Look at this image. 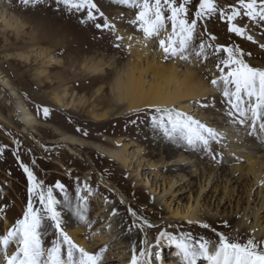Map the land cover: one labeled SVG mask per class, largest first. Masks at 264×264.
<instances>
[{
  "label": "rangeland",
  "instance_id": "obj_1",
  "mask_svg": "<svg viewBox=\"0 0 264 264\" xmlns=\"http://www.w3.org/2000/svg\"><path fill=\"white\" fill-rule=\"evenodd\" d=\"M95 2L105 16L103 18L97 16V19L93 21L88 19L85 10L82 9L77 12L65 5L63 0H39V2L30 0L28 4H24L23 0H0V11L5 12L10 18L13 17L18 23L20 22L19 25L22 28L18 36L15 31L4 29L0 23V70L11 80L24 103L35 114L39 122L34 131L22 132L23 126L10 117L13 108L12 98L6 91L2 92L0 90V236L5 235L6 231L15 226L17 220L23 218L29 201L32 202L35 208H42L39 204V190L29 192L32 185L23 168V165H27L33 171L37 183L42 185L45 191L48 187L53 189V195L59 201L56 208L61 213L65 230L79 229L78 237L85 241L87 252L99 255L100 246L102 248L106 247L100 264H103L106 257H113L111 264H130L133 248L136 249L137 254L142 249L154 253L151 264H159L160 260L168 264H180L176 258L177 249L167 244V237L161 240L158 247L156 246V241L161 233L174 236L189 234L193 237L204 236L213 242L218 239L216 233L220 232L241 243L253 238L251 228L253 227V220L249 219L250 223L245 227L247 236L244 238L239 234L240 228L237 226L239 224L234 222V217L241 218L242 215L240 208L235 213L232 211L235 196L239 194L237 191L238 184H234L235 179L227 184V191L232 190V187L233 190L235 189L234 197L229 199L232 202L230 203L226 199L217 208V202L215 201V195H218L220 189L225 185L224 181L219 178L222 176V171L225 170V175H228L230 173L229 168L231 170L234 164L229 162L230 160L228 161L232 154L226 150L224 151L222 144L228 141L231 135H233L231 139L234 138V140L241 134L248 139H257L256 134L248 124L240 125L239 123H233L232 119L229 120L227 115L228 105L223 106L216 101L217 98H222V95L220 90L214 88L210 83L211 79L218 76L215 57L210 55L207 62H205L190 56L191 61L188 63L193 66L197 65L198 71L207 74L206 78L213 89L209 99L202 101V103L213 102L215 107L206 109L201 106V103L197 105V102L194 101L191 103V109L187 114L206 122L223 134V139L219 143L211 144V151L216 159H212L208 152L202 148H199L198 151V149L191 148L187 150L180 146L176 150L174 160L168 161L166 154L163 153L165 146L163 148V143L160 141L163 139L154 137L155 143H153L148 130L142 129V127L147 126L146 123L143 126L129 117L115 119L117 113L115 109L116 113H112L110 118L100 125L94 122L88 112L93 105H97L96 109L100 110L112 102L108 90L101 92L102 95H107L103 97V103H99L98 99L92 96V92L95 91L93 88L96 87L85 84L89 80V76L85 73L81 74L78 67L79 61L84 60L87 56V59L91 57L104 59V61H107L106 68L109 69L110 60L124 56V52H127L128 48L125 44L127 36H142L139 23H130L135 19L138 9L119 4L117 0H95ZM182 2L183 0H177V3ZM215 2L217 7L224 11L229 10L228 4L233 8H239L238 0H215ZM187 7L188 19L191 21L195 17V12L199 10L198 0H190ZM164 11L166 16L170 15L167 8ZM221 18L219 13H213L210 17L202 16L197 21V33L205 36L210 34V38H206V40L202 37L203 41L212 46L218 43L219 45L232 46L243 50L246 54L251 53L250 57L245 56L246 62L252 66L264 67V49L260 47L261 44H264V38L259 34L260 29L263 31L261 28L263 25L260 24L259 31H255L250 28L252 22L250 19L242 20V18L237 17V21L233 23L239 22L246 30V34L251 35L252 40L256 43L254 47L250 46L243 49L238 40L240 35L230 32L229 22H223ZM104 19L115 25V31L97 30L95 28V23H103ZM81 21H84V23H81ZM167 23L168 32L165 33V37L171 34V23L170 21ZM220 25H223L224 28L222 29ZM70 28H72V31ZM74 31L78 34H75ZM117 36L124 37L125 41L117 40ZM211 37H215V39H211ZM102 39L105 46L96 48V42ZM153 41L154 47L157 48L158 43L155 40ZM200 41L197 40L196 43L199 44ZM116 45L120 46L116 47ZM113 48L117 51H111ZM40 49L51 50L54 57L64 64L47 69L45 57H40ZM208 51L211 52V49ZM24 52L30 53L29 64L17 60L16 55ZM255 53H261L260 58L255 56ZM74 64L77 67L76 72L80 75H77L78 78L71 80L68 85L73 86L78 93L86 96L89 103L84 108L77 107L71 110H63L54 105L50 96L52 90L63 86L59 80L60 75L63 74L59 73L67 68L70 71L68 73L72 76L74 74V70H72L75 68ZM43 69H47L49 80H47V76H40L39 72ZM213 97L215 98L214 101L212 100ZM44 108L49 110L47 116L44 115ZM148 112L154 113L152 110ZM8 121L14 127H11ZM147 122H151L149 116ZM111 126H115L117 129L113 131L114 129ZM56 131L107 147H110V145L104 142L103 139L117 137L121 134L126 135L128 139L124 143L131 146L128 152L130 167H121L88 146L78 147L76 154L69 153L63 144L56 143L59 138V133ZM106 132L109 135H106ZM115 132L122 133L113 134ZM260 133L264 135L262 132ZM149 152H153L154 157L150 156ZM142 156L146 160H150L149 162H153L154 165L150 167L145 161L140 163V160H143L140 159ZM197 156L204 160L207 165L202 164L197 167L198 170L193 176L188 174L191 169L186 165V167L184 166L185 170H167L168 165L173 161L178 162L180 158L190 157L194 162ZM220 159L222 162H219ZM139 165L141 166L139 167ZM210 167H216L211 182H209L210 175L208 174L211 171ZM202 169H205V172ZM192 170H195V168ZM88 172H91L90 175L87 174ZM233 175L235 173L230 177ZM182 176L186 178H182ZM238 176L236 175L235 178ZM261 177L262 175H260ZM245 178L242 177L238 181L251 184L250 180L254 176L249 175L247 177L248 182L244 180ZM216 179H218V182ZM169 181H179L175 188L176 186H183V189L177 191L180 188L178 187L175 191L176 195L173 196L169 194L162 195L161 191L164 184ZM57 183L65 186L63 191L55 187ZM101 183L106 184L107 188ZM217 184L221 186H218L214 197L210 199ZM199 187H203V191L201 193L202 197L200 196L197 199ZM258 190L260 191L261 188L259 187ZM206 195L207 197L204 198ZM161 196L165 197L172 210L184 212L189 205L195 207L196 224L190 225L183 219L173 218L164 205L157 204V201L164 198ZM72 204L74 209L76 208V210L86 214L90 224H83L78 219L75 220V217H71L74 211ZM62 206H66V208ZM114 209L116 215H112ZM132 212H135L136 215L132 216ZM3 217L10 223V227L6 231L3 228ZM45 219L47 218L45 217ZM144 221H147V224ZM225 221L227 225H225ZM203 223H207L210 227L208 229L203 228ZM131 224L134 228L131 227ZM149 224L152 227H149ZM130 227L131 231L137 234L139 241L137 244L128 236ZM212 229H215L216 232L214 233ZM56 238L53 229L48 227V223H45L42 231L44 246L46 248L50 247L51 241ZM101 238L104 239V243L100 241ZM254 239L264 241L262 234L259 237L254 234ZM64 247L66 251L67 246ZM2 250L4 251L3 248ZM15 250L16 246L12 242L8 248V253L11 255ZM155 256H159L160 260H157ZM202 262L203 260H200L199 264ZM4 263L3 259L0 264Z\"/></svg>",
  "mask_w": 264,
  "mask_h": 264
},
{
  "label": "snow or ice",
  "instance_id": "obj_2",
  "mask_svg": "<svg viewBox=\"0 0 264 264\" xmlns=\"http://www.w3.org/2000/svg\"><path fill=\"white\" fill-rule=\"evenodd\" d=\"M117 2L138 9L135 19L130 23H139L140 31L146 39L159 38L158 47L165 60L179 57L188 61L189 57L193 56L197 60L207 62L210 55L214 56L218 76L211 79L210 83L220 90L222 97L226 98L229 106L228 117L233 123L248 124L253 130L257 128L256 121H261L259 129L264 130V67L252 66L246 62L245 56L250 57L251 53L246 54L235 47L225 45L213 47L203 39L199 44L196 43L197 37L202 35L196 31L197 21L202 16L210 17L213 13H219L229 22V31L240 36H245L246 30L239 22L233 23L237 21V17L243 15L253 22L264 24V0H238L240 7L229 6L228 11L218 8L215 0H198L199 10L195 12V17L191 21L188 19L187 7L190 0H183L182 3H177V0H117ZM23 3L28 4L30 0H23ZM63 3L77 12L85 10L89 20L94 21L97 16L101 18L105 16L95 0H63ZM165 8L170 15H165ZM168 21L171 23V34L166 38H160L162 33L168 32ZM94 26L97 29L115 31V25L110 24L107 19H104L103 23H95ZM116 39L123 40V37L117 36ZM246 39L251 41L253 37L247 35ZM260 47L264 48V44ZM214 99L213 97L212 100ZM201 106L208 109L214 108L215 104L206 102L201 103ZM149 108L155 113L151 117L152 128L162 133L169 142H182L191 149L202 148L212 159H216L211 151V144L219 143L223 139L222 133L206 122L179 111L175 105H149ZM43 111L47 116L49 110L44 108ZM23 168L32 185L29 192L39 190V204L42 208H35L29 201L23 218L17 220L15 226L5 235L0 236L5 264H100L106 247L100 249L99 255L79 247L63 226L61 213L56 208L59 201L54 197L53 189L48 187L45 191L43 186L37 183L33 171L27 165H23ZM55 187L63 191L65 186L57 183ZM76 215L81 223L90 224L86 214L77 210ZM112 215H116L115 209ZM135 215V212H132V216ZM45 223H48V227L53 229L54 236L57 237L47 248L42 240ZM144 223L147 224V221ZM188 223L191 224L193 221L189 220ZM224 223L227 225L226 221ZM148 226L152 227L150 224ZM202 227L208 229L210 226L203 223ZM212 231L216 232L215 229ZM255 231L254 229L253 238L243 243L230 239L222 232L216 233L218 239L215 242L204 236L193 237L190 234L174 236L161 233L156 246L158 247L161 240L167 237V244L177 249L176 258L180 264H199L200 260L206 264H264V241L254 239ZM13 241L16 242V250L9 255L8 248ZM153 257L152 252L142 249L137 254L133 248L130 264H151ZM155 258L160 260L159 256Z\"/></svg>",
  "mask_w": 264,
  "mask_h": 264
},
{
  "label": "bare ground",
  "instance_id": "obj_3",
  "mask_svg": "<svg viewBox=\"0 0 264 264\" xmlns=\"http://www.w3.org/2000/svg\"><path fill=\"white\" fill-rule=\"evenodd\" d=\"M227 6L230 5L228 4ZM239 17L242 18V20H246L247 18L244 17L243 15ZM221 20L223 22L227 21L226 18H221ZM0 23L3 25L4 29L13 30L17 33V35L20 33V31H22L21 30L22 28L19 25L20 22L18 23L17 20L13 19V17L11 18L8 17L6 13L2 11H0ZM260 24L262 23H256L252 21L250 23L251 26L250 28L252 30L254 29L255 31H259L258 27L260 26ZM262 25L263 26L261 28L263 31H261L260 29L259 34L262 38H264V24ZM220 26L222 27V29L224 28L223 25ZM70 30L72 31V28H70ZM74 33L78 34V32L76 31H74ZM141 35L142 36H127L126 41L123 39L125 41L126 47L128 48L127 52H124L125 54L123 53L124 56L122 55L119 58L115 57V59L112 61L110 60L108 65L110 67L109 69L106 68L107 61H104V59H100V58L97 59L96 57H91L87 59L88 57L87 56L84 60L79 61V65H78L79 71L81 72V74L85 73L86 75L89 76V80L85 82V84L96 87L93 88L95 91L93 90L94 92H92V96H94L95 99H98L99 103H103V97L107 95H102L101 92L108 90L112 102L111 104L109 103L107 107L104 108L100 107L101 108L100 110L96 109L97 105H93L91 109L89 108L90 110L88 112L90 113V116L94 120V122H97L100 125L106 122V120L110 118L111 114L115 112V109L117 112V113L115 112L116 113L115 119L119 117H129L130 119H133L134 122L137 121L143 126L146 123L147 126L142 127V129L148 130V133L152 137L153 143H155L154 137H159V139L160 138L163 139L160 140L163 143L162 144L163 148L165 146L164 148L165 151L163 150V153L166 154V159L168 161H171L174 160L176 156L175 154L177 153L176 150L180 146L181 148L187 150L189 149V147L184 145L182 142L181 143L169 142L166 138H164L162 133L152 128L151 122H147V121H148V116L151 120L152 115H154L155 113L148 112L149 110H151L149 108V105H160V106L175 105V107L179 111L188 113L189 109H191L192 102L196 101L198 105L199 103H202V101L209 99V95H212L211 93H213V89L211 88V85L208 83L209 81L206 78L207 74L202 71H198L197 65H195L196 66L195 67L188 63L189 61H191V57H189L188 61L181 60L179 57L170 60H165L164 54L159 49V47L157 48L154 47V41L146 39L143 36V34ZM165 36L166 34L163 33L160 38H166ZM246 36L247 34H245V36H240V39L238 38V40L242 44L243 49H246V47H250V46L254 47L256 43L253 40L251 41L247 40ZM129 37H131V39H129ZM202 37L205 38L206 40V38H210V34H208V36L200 35L197 37V40H201ZM84 39H86V37H84ZM158 39L155 40L157 43H158ZM103 44H104L103 39L97 41L96 48L104 47L105 45ZM129 45H131V48H129ZM216 45L219 44L218 43L214 44V46ZM111 51H117V49L113 48V50L111 49ZM29 54L25 52L19 53L16 55V57H18L17 60L29 64V61L31 59ZM39 54L40 57H45L47 62V69L52 68L53 66L54 67L62 66L64 64L61 60L56 59L52 54V51L49 49H47V51L44 49H40ZM260 55L261 53H255V56H257L258 58H260L259 57ZM74 67L75 68L72 69L74 70V74L72 76H70V74L68 73L69 70H67V68L64 69L62 73H59V74H63L60 75V79H59L63 86L59 88H55L51 92L50 97L52 102H54V105L62 108L63 110H71L77 107L84 108L85 105L89 103V99L86 96L78 93L76 91L77 89H75L73 86L68 85V83H71L70 82L71 80H76L80 75V73L76 72L77 70L76 64H74ZM47 69L41 70L39 74L40 76L43 77L47 76L46 78L47 80H49L50 78H48ZM0 90L2 92L6 91L8 95L12 98L11 104L13 108L11 109V113H10L11 119H13L15 122H19L23 126V128L21 129L22 132L28 133L29 131H34L35 128L39 125V122L35 114L24 103V101L20 97V94L18 93L17 88L14 87L11 80L1 70H0ZM216 101L220 105L223 106L227 105L226 98L224 97L217 98ZM260 122L261 121H256L257 128L253 130L257 136V139L255 138L248 139L247 137L245 138V136L241 134L238 135L237 138L234 140V138L231 139L233 137V135H231L229 137L230 139L222 144L223 147L221 146L224 149V151L226 150L230 152V154H232V157H229L228 161L230 160L229 162H232L234 164L232 165L233 168L231 170L229 168L230 173H228V175H225V170L222 171V176L219 178H221L222 181H224L225 185H223V187L220 189V193L218 195H215V201L217 202V208H219L222 201H225L226 199L230 201V203L232 202L229 199H232L230 197H234L235 189L233 190L232 187V190L227 191L228 189L227 184L230 183L233 179H235L234 184H238L237 191L241 195L239 197V194H236L235 199L233 201L235 203L233 206L234 209H232V211H234L235 213L240 208L242 215L241 218L233 216L235 220L234 219L231 220L232 221L234 220V222H237L239 224L237 226L240 228L239 234L242 238L247 236L245 227L248 226V224L250 223L249 219L253 220V227H251L252 232L255 229L256 231L254 234L257 237H259L260 234H262V237H264V215H262L264 213V135L260 133L262 132L264 134V130L259 129ZM8 124H10L9 121ZM10 126L14 127L12 126V124H10ZM111 127H113L112 129H114L113 131L117 129V127L115 126H111ZM57 133H59V138L57 139L56 143L63 144V146H65V148L69 151V153L76 154V150L78 147L88 146L96 150L98 153H100L101 156L106 157L107 159L114 162L115 164L120 165L121 167L122 166L125 168L130 167V159L128 158V152L129 149H131V146L130 144L124 143V141L128 139L126 135L121 134L120 136L117 137H110V138L107 137L108 139H103L104 142L110 145V147H107L98 143L86 142L73 135H69L61 131ZM118 133H122V132H115L113 134H118ZM106 135L109 134L107 133ZM33 139L36 140L35 137H33ZM132 146H137V145H132ZM197 149L198 151L200 150L199 148ZM149 154L152 157H154L153 155H155L153 152H149ZM143 156L140 158L143 159L140 160V163H142V161H145L150 167L154 165L153 162H149L150 160H146L145 158H143ZM203 162L204 160H201L199 156H197V159L194 162L191 160L190 157L180 158L178 162L173 161V163L168 165L167 170L168 171L185 170V167L188 166V168L191 169L188 172V174L193 176L198 170L197 167H199L202 164L207 165L205 162L204 163ZM219 162H222L221 159ZM140 166L141 165H139V167ZM193 168H195V170H192ZM202 170L203 172H205V169ZM210 170L211 171L208 173L210 175L209 182L213 181L211 177L214 176L213 173H215L216 167L211 168ZM90 173L91 172H88L87 174L90 175ZM234 173L235 175L230 177ZM236 175L239 176L235 178ZM249 175L254 176V178L250 180L251 184L238 181L242 177H246L244 180L248 182L249 180H247V177ZM260 175H262L261 178ZM183 177L184 176H182V178ZM216 181L218 182V179H216ZM104 183L101 184L107 188V185ZM178 183L179 181L165 182L163 190L161 191L162 195L169 194L170 196H173L178 187L180 188L177 191L182 190L183 186H178V187L176 186L175 188V185H177ZM147 185H149V183H147ZM218 186L221 185L217 184L215 186L214 191L212 192L213 195L210 197V199L214 197V194L217 192ZM259 187L261 188V190L257 191ZM202 191H203V187H199V192L197 193V199L201 196ZM255 191L257 192L255 193ZM206 197L207 195L204 198ZM157 204L164 205L166 209L171 213V216L173 218L183 219L187 222L191 220L193 221V223L191 224L189 223L190 225L196 224L197 215H196L195 207H193L192 205L187 206V208L185 207L186 209L183 212L179 210H172L170 207L171 205L167 204L165 197L162 198L160 201H157ZM62 207L66 208V206L65 207L62 206ZM73 207L74 206L72 204V209L74 211H73V216L71 217L72 218L75 217V220H77L78 219L76 215L77 210L76 208L74 209ZM2 221H3L2 222L3 228L6 231L10 227V223L5 217L2 218ZM131 227H133L132 224ZM67 232L69 236L74 240V242H76L80 247L85 249L86 247L85 241L78 237V234L80 232L79 229L77 230L70 229ZM128 236L135 241V244L139 242L137 234L134 231H129ZM100 241H102L103 243L105 242L104 239L102 238L100 239ZM13 243L16 246V242L13 241ZM2 248L3 246L0 245V262H3ZM99 249H102V247L100 246ZM112 258L113 257L110 258L106 257L103 264H111L113 262ZM161 261L162 260H160V262ZM162 264H168V263L167 262L164 263L162 261ZM201 264H206V262L203 261Z\"/></svg>",
  "mask_w": 264,
  "mask_h": 264
}]
</instances>
